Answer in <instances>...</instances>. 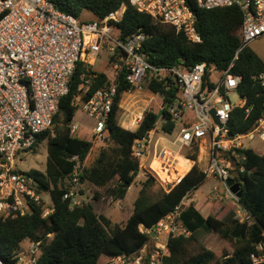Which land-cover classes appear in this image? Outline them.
<instances>
[{"label": "built area", "instance_id": "2783aa9c", "mask_svg": "<svg viewBox=\"0 0 264 264\" xmlns=\"http://www.w3.org/2000/svg\"><path fill=\"white\" fill-rule=\"evenodd\" d=\"M196 1L207 9L237 6L243 13L241 46L225 69L209 67L204 61L197 62L191 69L182 65L153 66L143 51L145 34L137 32L123 39L110 23L121 20L125 4L102 19L86 21L61 10L51 0H0V215L6 218L27 213L31 211L32 204L43 205L45 216L53 211V204L51 206L43 192L37 190L34 178L16 169L19 153L31 149L40 133L51 130L61 100L69 92L78 62L91 64L106 52L114 71L118 74L124 72L125 79L131 84V89L126 92L147 89L151 80H160L164 75L177 76L178 97L169 101L160 119L163 123L174 121L173 131L164 133L173 137V144H179V151L174 152L167 146L159 148L160 138L152 140L155 130L149 131L133 146V155L139 159L140 168L147 167L145 159L152 153L153 159H157L160 166L171 174L176 172V154L184 150L185 156L189 157L187 151L197 146V158L207 161L202 167L203 172L207 177L215 176L220 180V184L212 188L213 197L231 199L236 205V218L252 223V213L240 203L227 179L233 172L242 173L246 169L244 150L252 147L242 140L254 139L255 133L264 140V114L251 130L245 132H233L228 122L233 110L247 102L238 90L243 77L231 68L240 50L264 34V0ZM129 2L137 10L182 31L190 41H202L195 13L187 0ZM252 77L264 86V71ZM233 92L239 93L240 102L230 100ZM117 93L118 84L113 82L99 87L82 102L83 111L96 120L93 128L95 137H105L106 122ZM76 98H81V95H75L74 103H77ZM249 111L250 107H247L246 112ZM78 127V123L73 122L71 134L76 133ZM74 159L77 163L63 194V199L68 200L71 207L83 204L81 173L84 164L78 156ZM149 166L152 167L151 163ZM153 170L159 179L157 170ZM180 179L170 181L169 186H164L165 190L168 191ZM188 203L187 197L183 198L153 229L141 228L155 230V241L150 250L144 245L133 253L114 255L106 264H164L170 235L191 234L180 219L181 210ZM257 249L259 254L251 255L253 264L264 262V242L258 243ZM39 253L40 241H30L28 250H20L12 264H36ZM0 264L8 263L0 258Z\"/></svg>", "mask_w": 264, "mask_h": 264}, {"label": "trees", "instance_id": "16d2710c", "mask_svg": "<svg viewBox=\"0 0 264 264\" xmlns=\"http://www.w3.org/2000/svg\"><path fill=\"white\" fill-rule=\"evenodd\" d=\"M51 1L78 18L84 10H88L98 20L125 4L121 20L110 23L123 39L143 32L146 36L143 51L147 60L156 67L182 65L185 69H191L197 62L204 61L209 67L225 69L241 46L243 13L237 6L207 9L200 7L196 0H187L203 38L201 42H192L174 26L137 10L129 0ZM231 70L242 75L238 90L247 102L245 106L233 110L228 125L233 132L249 131L264 114V86L252 77L264 71V59L247 45L240 50ZM113 82L118 84V93L106 122V145L86 164L93 141L71 134L72 120L79 106L73 100L75 95L81 94V101L84 102L99 87ZM81 85H85L86 90ZM130 89L131 84L125 79L124 72L111 79L92 64L78 62L70 80L69 92L60 103L58 114L63 116V127L55 129L53 134L51 130L40 133L32 147L34 149L38 143L47 140L46 169L26 172L34 178L39 192L50 193L53 211L45 216L43 205L32 204L31 211L27 213L6 218L0 215V258L6 263L15 262L23 241L35 240L40 241L36 264H106L114 255L133 253L149 243L153 239L152 231L141 228L153 229L183 198L205 183L207 176L196 163L168 191L160 187L153 194L151 188L157 184V177L146 167V170L142 169L146 171V177L141 182L132 214L121 224L113 223L107 215L97 213L90 202L71 207L70 202L63 199L68 189V179L77 163L74 156H78L84 164L81 173L83 184L90 182L102 188L116 180L112 189L115 199H123L129 187L135 183L141 168L139 159L133 155V146L155 128L158 109L145 110L136 129L120 125L117 120L120 101L123 93ZM147 89L162 95L164 103L178 97V86L171 75L151 80ZM247 107H250L248 113ZM174 125V121H167L162 129L169 133ZM244 152L246 169L242 173H234L233 177L241 184L243 193L239 201L252 213V223L241 222L232 216L225 218L223 213L204 216L191 203L181 214L191 234L170 235L164 264H253L251 255L259 254L257 244L264 242V152L252 148ZM188 156L196 160L198 147L192 146ZM199 229L214 231L219 235L225 242L220 252L199 240L196 234Z\"/></svg>", "mask_w": 264, "mask_h": 264}, {"label": "rangeland", "instance_id": "374dc122", "mask_svg": "<svg viewBox=\"0 0 264 264\" xmlns=\"http://www.w3.org/2000/svg\"><path fill=\"white\" fill-rule=\"evenodd\" d=\"M95 17L94 14L88 10H84L79 19L90 21ZM249 47L252 48L259 56L264 59V34L259 38L251 41L249 43ZM96 70L107 71L111 75V63L109 55L106 52L100 54L96 61L93 64ZM77 99V98H76ZM120 109H135V114H133L134 118L137 117L143 109H160L163 107V96L160 94H153L148 89H142L140 91L133 90L132 92L123 93ZM230 100L233 103H237L241 101V97L239 93L233 92L230 94ZM76 104H78V108L76 114L72 120V122L78 123L79 127L76 131V135L79 137H83L86 139H90L93 141V148L89 157L86 160V164H88L93 157H95L98 150L106 145L105 138L94 137L93 128L96 125V120L85 113L81 106V98L76 100ZM57 120L53 123L51 132L55 133V129L63 127V116L61 114L57 115ZM162 125L163 122L160 120L156 124L157 131L154 134L152 140L156 139L157 136H166L162 133ZM167 137V136H166ZM173 137L168 136L167 138H162L159 142V148L163 146H167L169 149L173 151H179V144H173L171 139ZM245 145H249L253 149H256L259 152H264V140L260 139L258 133H255V138L250 140L248 138H244L242 140ZM188 150L187 152H189ZM183 152V150H181ZM47 140H44L37 144V146L33 149L21 150L19 153L18 164L16 165V169L19 172H28L32 169H38L40 171H45L47 164ZM177 160L174 163V166H177L179 162L178 155L176 156ZM150 160V159H149ZM149 161L146 162L148 164ZM147 168L153 170V168L147 165ZM147 168H144L146 170ZM142 171L137 176L133 187L129 190L127 195L123 199H115L112 195V189L116 184V180L111 181L106 187L96 188L90 182H84L81 193H82V201L83 203L90 202L97 213H102L110 216L115 223H123L127 220V218L132 214L134 201L138 195L139 187L141 186L142 180L146 177V171ZM176 172L178 170L175 168ZM156 174V173H155ZM157 175V174H156ZM158 176V175H157ZM163 181V182H162ZM167 183V185L165 184ZM169 183V184H168ZM220 184V181L216 180L214 177H208L207 181L201 185L196 194V199H199L202 196L208 195L211 188L214 184ZM171 182H164L162 178H157V184L151 188V192L156 193L159 188H164V186H169ZM165 189V188H164ZM96 195H99V198H96ZM44 198L49 200V195L44 193ZM188 200V199H187ZM205 210H203L205 215L208 214H226L228 211L232 210V217L236 218V205L231 201V199H211L205 197ZM225 206V209L221 208V206ZM187 207L183 206L180 219L182 220L181 214L183 210ZM184 223V222H183ZM199 240L208 247L215 249L217 252H220L221 248L225 244V242L219 237V235L214 231H205L204 229H199L196 232ZM23 248H27L28 240L22 242L21 245Z\"/></svg>", "mask_w": 264, "mask_h": 264}, {"label": "crops", "instance_id": "0c3cea01", "mask_svg": "<svg viewBox=\"0 0 264 264\" xmlns=\"http://www.w3.org/2000/svg\"><path fill=\"white\" fill-rule=\"evenodd\" d=\"M93 18V20H94V17H92ZM96 61V60H95ZM95 61H93L91 64L93 65L94 64V62ZM98 71H100V70H98ZM104 71V70H103ZM105 73H107L108 74V76L111 78V79H115L116 78V76L118 75V73H116L115 71H114V69L112 68V66H111V75H110V73L109 72H107V71H104ZM81 88H83L84 90H86V86L85 85H81ZM124 93H128V92H124ZM151 93H153V92H151ZM153 94H155V93H153ZM81 95V94H80ZM121 101H123L122 100V98H121ZM121 101H120V106H122V104H121ZM78 103V102H77ZM81 104H82V101H81ZM150 109V108H149ZM145 110H147V109H143L142 111H140V113H139V115L137 116V117H135L134 118V116H133V114H135V109H119V111H118V113H117V120H118V123L120 124V125H122L123 127H125V128H128V129H136V127L138 126V123H139V121H140V119L142 118V115H143V112L145 111ZM159 111V110H158ZM164 113V112H163ZM136 118H137V121H136ZM161 119H159L158 121H160ZM158 121L156 122V124L158 123ZM165 123V122H164ZM152 130H155V132H154V134L156 133V131H157V128H156V126H155V128L154 129H152ZM151 130V131H152ZM162 133L164 134V135H166L167 137H168V135L166 134V133H164V130L162 129ZM76 134V133H75ZM154 136V135H153ZM166 136H157L156 138H160V140L162 139V138H167ZM94 137H95V135H94ZM160 142V141H159ZM168 148V147H167ZM169 149V148H168ZM253 149V148H252ZM254 150H256V149H254ZM173 151V150H172ZM257 151V150H256ZM175 152V151H174ZM186 154H188V152L186 153ZM177 155H180L181 157H184V158H187L188 160H190L191 162H192V166H191V168L193 167V165L194 164H196V163H198L199 164V166L202 168V167H204L205 166V164H206V160H199L198 158L196 159V161H194L195 159H192V158H190L189 159V157H187V156H185V151L183 150V152H178L177 154H176V156ZM150 159V160H149ZM171 159H174V158H171ZM154 159H153V157H152V153H150L149 155H148V157L145 159V164H146V162L147 161H149V163H151L152 164V161H153ZM177 160V157H175V159H174V163H175V161ZM149 163L148 164H146V166L147 165H149ZM175 168L177 169V167L175 166ZM190 168V169H191ZM189 169V170H190ZM143 170L141 169V172H142ZM187 173V171L185 172V174ZM234 173H236V172H233V174ZM185 174H183L182 176H184ZM138 176H139V174H138ZM210 177H214L217 181L219 180L217 177H215V176H210ZM232 177H233V175H232ZM179 178H182V177H179ZM207 179H208V177H207ZM207 181V180H206ZM205 181V182H206ZM220 181V180H219ZM219 184V183H218ZM214 185H217V184H214ZM213 185V186H214ZM94 187H96L95 185H94ZM106 187V186H105ZM133 187V185H131L130 187H129V190L131 189ZM201 187V186H200ZM199 187V188H200ZM96 188H99V187H96ZM103 188V187H102ZM198 188V189H199ZM213 188V187H212ZM212 188H211V190H210V192L208 193V195H204V196H202V197H200L199 199H196V194H197V191H198V189L197 190H195V192L193 193V194H191L190 196H188L187 197V199H188V201H189V203L187 204V205H189V204H193L204 216H207V215H205L204 214V212H203V210H205V197H207L208 196V198H211V199H215L214 197H213V195H212ZM100 189V188H99ZM129 190H128V192H129ZM139 190H140V187H139ZM127 192V193H128ZM44 193H47L48 195H49V200H46L49 204H51V206H52V200H51V197H50V193L49 192H43V196H44ZM138 193H139V191H138ZM127 195V194H126ZM221 208H223V209H225V206L223 205V206H221ZM97 212V211H96ZM232 210H230V211H228L226 214H225V218H227V217H231L232 216ZM106 215V214H105ZM209 215V214H208ZM108 216V215H107ZM111 220H112V218L110 217V216H108ZM112 222L113 223H115L113 220H112ZM121 224V223H120ZM155 234V233H154ZM154 237H153V239L149 242V243H147V244H145L146 245V247H147V249L148 250H150L151 249V247H152V245H153V243H154ZM29 244H30V240H28V246H27V248L25 249V248H23L22 246H21V250H24V251H27L28 250V247H29ZM22 245V244H21Z\"/></svg>", "mask_w": 264, "mask_h": 264}, {"label": "bare ground", "instance_id": "6f19581e", "mask_svg": "<svg viewBox=\"0 0 264 264\" xmlns=\"http://www.w3.org/2000/svg\"><path fill=\"white\" fill-rule=\"evenodd\" d=\"M178 159L179 162L176 166L178 172H173L171 174H168L166 170H164L163 167L160 166V162L157 159H154L151 165L155 170H157L158 174L164 181L170 182L175 178L183 177L182 175L185 174L186 171L188 172L192 166V162L187 158L178 155Z\"/></svg>", "mask_w": 264, "mask_h": 264}, {"label": "water", "instance_id": "95a60500", "mask_svg": "<svg viewBox=\"0 0 264 264\" xmlns=\"http://www.w3.org/2000/svg\"><path fill=\"white\" fill-rule=\"evenodd\" d=\"M173 79L175 80V82L177 83V76L174 75ZM169 104V101H166L163 105L162 108L159 109L158 113H157V118H156V122L161 118V116L163 115L164 109L165 107H167V105ZM214 114V110L212 111ZM227 184L230 186L231 190L240 198L242 196L243 193V189L241 187V184L239 182H237L235 180L234 177H229L227 179ZM155 230L152 231V235L154 236Z\"/></svg>", "mask_w": 264, "mask_h": 264}]
</instances>
